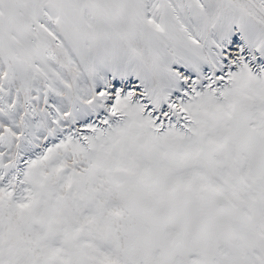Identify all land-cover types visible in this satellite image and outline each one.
<instances>
[{
	"label": "snow or ice",
	"instance_id": "obj_1",
	"mask_svg": "<svg viewBox=\"0 0 264 264\" xmlns=\"http://www.w3.org/2000/svg\"><path fill=\"white\" fill-rule=\"evenodd\" d=\"M0 264H264V0H0Z\"/></svg>",
	"mask_w": 264,
	"mask_h": 264
}]
</instances>
